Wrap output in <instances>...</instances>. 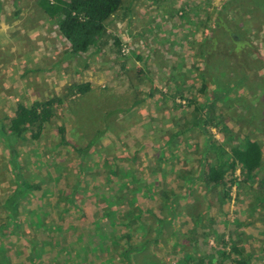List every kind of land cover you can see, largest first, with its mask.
I'll return each mask as SVG.
<instances>
[{
  "label": "rangeland",
  "instance_id": "rangeland-1",
  "mask_svg": "<svg viewBox=\"0 0 264 264\" xmlns=\"http://www.w3.org/2000/svg\"><path fill=\"white\" fill-rule=\"evenodd\" d=\"M254 2L122 0L104 45L72 56L36 0H0L7 264L264 262V7ZM210 45L222 50L211 63ZM80 81L91 90L56 106L39 137L10 133L18 101L62 96ZM205 96L217 124L208 132L225 149L247 139L262 148L256 174L238 167L230 187L198 179L213 153L208 135L187 127V103ZM91 140L84 156L74 149Z\"/></svg>",
  "mask_w": 264,
  "mask_h": 264
},
{
  "label": "trees",
  "instance_id": "trees-1",
  "mask_svg": "<svg viewBox=\"0 0 264 264\" xmlns=\"http://www.w3.org/2000/svg\"><path fill=\"white\" fill-rule=\"evenodd\" d=\"M234 1L228 0V6H231ZM36 3L49 19L54 20L59 33L70 45V55L78 56L81 53L87 52L90 47L104 45L106 42L104 38L108 35L106 22L119 9L122 0H36ZM254 4L264 7V0H255ZM214 27H218L217 21H215ZM216 28L215 30L217 31ZM113 38L114 42L119 45L120 41L118 38L115 36ZM212 46L210 45L206 49L210 63L219 58L222 53L220 47H218L219 50H216ZM201 79L205 80V77ZM205 87L206 85L203 82L200 87L202 93H205ZM90 90L91 84L89 81L71 82L65 86V91L62 96L37 100L31 105H26L22 101H18L13 115L8 120L10 133L15 137H20L25 131L35 129L33 137H39L46 122H49L54 116V108L56 106L62 105L65 100L73 96L85 95ZM217 98L223 100L224 94L223 96L219 94ZM206 99L207 97L205 96L204 100L200 102L192 97L187 103L191 107L188 114L190 121L186 122L187 127L199 129L207 134L206 151L211 150L213 153L212 159L210 162L206 161L207 166L201 172V176L198 179L203 180L207 185H214V187L219 185L222 187H230L234 180H230V184L227 185L228 180H226V176L227 174L233 173L236 168L239 167L241 173L248 178L256 174L262 162V148L256 140L247 139L242 143L239 142L238 144L230 146L229 149H225L208 132L207 125L217 124L214 118L208 117L210 109L214 107V101L212 99ZM59 133L61 141L67 143L65 139V128L63 126L59 127ZM93 144L94 141L91 140L84 147H74V149L78 154L84 156ZM259 183L263 188L264 177L259 179ZM29 186V184H25L23 189ZM23 189L18 192L21 193ZM16 194L17 192L13 196H16ZM222 194V198H224L227 196L228 191L224 190ZM12 199L13 197H11ZM0 264H7L6 257L1 250ZM240 264L242 263L240 262Z\"/></svg>",
  "mask_w": 264,
  "mask_h": 264
}]
</instances>
